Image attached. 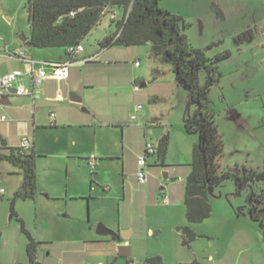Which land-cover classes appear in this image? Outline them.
I'll return each mask as SVG.
<instances>
[{"label": "rangeland", "instance_id": "1", "mask_svg": "<svg viewBox=\"0 0 264 264\" xmlns=\"http://www.w3.org/2000/svg\"><path fill=\"white\" fill-rule=\"evenodd\" d=\"M158 7L182 19L180 32L186 35L193 48L205 52L206 57L213 59L222 53L229 54L217 64L218 80L209 91L214 123L223 145V157L219 160L221 171L237 174L243 173L242 168L262 170L264 38L258 35L257 29L264 27V0H159ZM121 16L122 11L117 9L106 14L81 45L87 51L99 54L120 51L115 57L119 60L133 56V60L123 61L119 66L113 64V67L128 70L138 62L139 71L147 83L141 91L149 93L152 89H159L158 78L160 82L172 85L173 93L162 94L155 103L151 100L149 104L137 98L134 92L123 90L122 103L128 97L127 103L134 104L133 107L137 104L143 106L139 114H147L149 119L155 117L153 126L146 118L144 121L139 118L138 125L147 132L148 141H158L160 134L169 136L164 166L154 169L152 162L155 158L152 157L149 159L151 166L147 168L157 172L148 199L151 205L147 206L144 218L154 235L141 229L125 239L121 232V239L129 242L127 246L130 248V256L125 258L119 255V246L124 244H116L107 235L96 233L99 224L114 231L112 228L116 227L113 225L118 222L122 209L124 211L123 182L130 178L135 165L131 157L134 151L128 144L126 148L130 155L124 167L120 162L106 161L102 167L92 169L86 160V156H92L94 162L93 157L98 156L102 146L111 154H122L121 141H116L121 138V129L137 125L139 120L129 124L121 113L120 118L116 117L113 109L111 116L99 115L95 119L98 125L91 127L92 130L96 128L101 141H91V128L81 129L84 141H77V128L50 127L49 110L44 108L36 114L41 127L34 131L35 136L27 138L33 144L31 148L30 142L27 152L35 156L40 192L33 200H15L13 212L10 200L20 187L22 172L7 162H0V189L5 191L0 197V264H29L27 238L21 232L18 219L36 242V264H156L148 261L156 257L160 258V264H172L176 258H187L189 261L184 263L195 261L197 264H257L264 255V221L249 216L248 188L238 190L232 180L212 186L208 190L211 216L199 224L187 223L181 194L183 182L177 179L183 178L185 183L184 164L191 162L192 146L197 143L198 135L185 132L181 115L192 116L195 106L190 103L185 90L174 82L173 66L151 57L149 45L110 48L114 50L98 46V41L105 35L115 32ZM245 29L254 31V40L236 45L233 37L247 31ZM10 32L16 39L29 35L26 0H0V38ZM199 84H204L202 73ZM116 102L112 101L113 107ZM80 108L79 115L88 117L82 112L86 106ZM104 108L101 106L109 114L108 108ZM80 150L81 155L77 156ZM177 166L180 168L175 172L173 169ZM187 168L190 173V167ZM163 173H168L170 178L164 179ZM91 179L94 191L89 188ZM168 183L174 184V190L169 198L170 204L165 205V191L160 188H165ZM259 187L257 183L251 185L255 192ZM146 188L149 194V188ZM182 226L189 227L198 236L189 247L181 245L177 228Z\"/></svg>", "mask_w": 264, "mask_h": 264}, {"label": "trees", "instance_id": "2", "mask_svg": "<svg viewBox=\"0 0 264 264\" xmlns=\"http://www.w3.org/2000/svg\"><path fill=\"white\" fill-rule=\"evenodd\" d=\"M159 0H26L29 35L25 41L31 48L53 49L81 45L82 40L97 26L101 18L113 10H121L120 21L115 25V32L105 35L98 41L101 49L111 47L150 46V55L173 66L176 83L189 95V101L195 106L192 116L185 119L184 129L187 134L196 133L198 141L192 149L189 164L190 173L185 179L183 204L188 224H199L211 216L209 188L222 181L232 180L238 190L248 188L249 216L253 220L264 221V168L262 170L243 169V173L223 172L219 160L223 157V145L214 123L209 100L210 87L217 79V64L229 57L222 53L213 59L205 52L193 48L185 34L180 32V18L161 10ZM72 13V15H71ZM114 20L111 19V23ZM250 30L233 37L236 45L252 40ZM82 46V45H81ZM65 55L73 58L72 55ZM204 74V84H199L200 74ZM169 136L164 134L153 156L158 166H164L168 150ZM0 162H7L22 172L19 189L10 200L13 212L15 200H33L39 193L36 183L35 156L22 148L8 147L0 142ZM234 169H237L235 167ZM233 169V170H234ZM252 183L260 187L252 190ZM21 232L27 238L26 254L29 264H36V242L18 219ZM183 246H189L198 236L189 227L177 228ZM264 239V227H263ZM120 242V238L112 237ZM160 264V258L148 259ZM179 264H197L195 261Z\"/></svg>", "mask_w": 264, "mask_h": 264}, {"label": "crops", "instance_id": "3", "mask_svg": "<svg viewBox=\"0 0 264 264\" xmlns=\"http://www.w3.org/2000/svg\"><path fill=\"white\" fill-rule=\"evenodd\" d=\"M245 30H250L252 32V39L254 40V31L252 29ZM257 31L258 35L264 38V27L260 26ZM26 37L24 36L23 40L21 38L16 39L14 33L10 32L8 36L0 38V78L9 73L20 72L21 75L18 76L12 83L11 89H16L18 86H23L30 93L29 95L18 96L15 94V92L11 93L10 89L8 92H5L0 96V142L5 141V144L8 147L17 148L19 147V143L23 138H29L30 135L35 136L34 131L41 127V124H39L36 117V114L40 111V109L46 108L49 110L50 127H76L77 141H84L83 130H90L92 125H98L99 122H97L95 119L99 115H102L103 117L111 116L113 109L114 112H116V117L120 118L119 114L121 113V116L124 115L129 124L134 121L138 122L139 118L141 121H144L146 118L145 120H147L150 125L153 126L154 122L156 121L155 117L151 118V115V119H149L147 114H139L140 111H143V106L140 111H136V107H133L134 104L132 105V103H127L128 97H126L127 99L123 101L127 104L124 105V103H122L124 89L126 91L130 90V92H134L137 98L148 102V104L151 103V100L153 103H155V101H157L158 98L162 96V94H168L169 92L173 93L171 90L172 85L160 82L159 78L156 79L158 80L156 81V84H159V89H152L149 91V93L141 91V89L147 86V83L139 71L140 65H136L138 62H134V65L128 70H117L113 67V64L119 66L121 63H123V61H129L132 59L133 56L126 58V60H119L115 57L117 56V52L120 51H105L99 54L94 53L92 50L87 51L84 47L83 51L78 53L71 60L72 64L67 69L66 78L52 79L46 77L42 80L41 84L36 85L32 80L34 73L43 70L46 75H49L52 72L53 63L66 61L68 57L65 55V51L62 48H31L30 46L26 45L28 43L25 41ZM253 40L250 41L252 42ZM262 47H264V40H262ZM139 82L140 84H138ZM174 82L176 83L175 79ZM173 86H175V84ZM70 93H75L81 99L80 102L71 101L69 99ZM113 100L117 101V105L115 107H113ZM82 105H85L87 108L86 110L82 109V112L87 114L88 117L84 118L88 119H84L79 115L81 110L80 107ZM101 106L103 108L105 107L104 109L108 108L107 111H110V113L108 114V112L101 109ZM131 112L132 114H130ZM133 115H137L136 119L134 120L131 119V116ZM1 117H4V120H1ZM185 119L186 116H184V113H182L181 120L185 121ZM138 124H140V120L137 125L130 127L127 126L121 129V138L116 141H121L120 150L122 154H111L101 145L102 147L98 156L93 157V159H95V163L91 161L92 156H86V160L89 162V165H91L92 169H95L96 167L97 169L102 167V164L106 161H117L120 162L124 167L126 160L130 155L129 149L131 148L132 151H134L136 158H134V155H131V157L135 165L130 172V178L123 182L124 211L122 209L118 222L113 225L116 228H112L118 235L123 232L127 236L125 239L133 236L141 229H145L147 234L152 236L154 235L153 229L147 228V222L144 220L147 206L151 205L148 202V199L150 197V189L153 183V178L157 174V172H151L147 169L151 166L149 159L154 155L147 158V167H145L147 179L144 183H139L137 181V158L143 154L144 147L147 143H150L156 147L160 138L164 134H160L158 141L156 142L148 141L146 137L147 132L140 128ZM81 129L83 130L81 131ZM79 133H81L80 136ZM87 136L88 135L85 137L86 141H88ZM99 137V133H96V128H93L91 141H101L99 140ZM126 144H128L129 149L126 148ZM118 145L119 144H117L116 147ZM32 146L33 144L31 142V148ZM26 151H29V149ZM94 151L96 152V149H94ZM81 152L82 150L78 151L77 156L81 155L79 154ZM134 159H136V161ZM152 164V167L157 169L158 165H156L155 161H153ZM189 164H184L186 167L184 170V179H186V177L189 175V170L187 168ZM178 168H180V166H177L173 170L178 172ZM220 169L222 168L220 167ZM165 175L166 179L170 178L168 173H165ZM177 180H180L184 183L183 178H178ZM92 183L93 181L91 179L89 182V188L91 190L94 188ZM183 183L181 187L182 197L184 191ZM146 187L149 188V194L146 193ZM111 189L112 188L108 190L111 191ZM160 190L165 191V196L168 198V203L165 205H169V198L173 194L172 192L174 190V184L168 183L165 188L161 187ZM89 201L90 198L86 200L87 203H89ZM127 203L129 204L128 206H126ZM107 236L112 242H115L116 244L127 245L129 243L121 239V237H119L120 242H116L112 240L111 236ZM262 240L264 241L263 238ZM191 244L189 246H191ZM181 245L183 246L182 240ZM261 257V260L259 259L257 264H264V255ZM208 259L211 262L214 261L212 256H209ZM186 261L189 260H187V258H176V260H173L172 264L184 263ZM101 263L102 262H99V264Z\"/></svg>", "mask_w": 264, "mask_h": 264}, {"label": "built area", "instance_id": "4", "mask_svg": "<svg viewBox=\"0 0 264 264\" xmlns=\"http://www.w3.org/2000/svg\"><path fill=\"white\" fill-rule=\"evenodd\" d=\"M65 51L67 54H70L73 57H75L78 53H81L83 51V47L81 45H78L77 47H69ZM72 59L73 58H68L66 61L53 63L52 72L49 75H46V73L43 70H40L37 73H34L33 79H32L33 83L36 85H39L41 84L42 80L46 77H49L52 79L66 78L67 69L72 64L71 63ZM20 75H21L20 72H13V73L6 74L0 78V96L4 94L5 92H8L12 88V83ZM15 94L18 96H23V95H29L30 93L23 86H18L15 89ZM141 109H142L141 105L136 106V111H140ZM131 119L132 120L136 119V116L135 115L131 116ZM1 120H4V117H1ZM29 147H30L29 140L27 138H23L19 143V148H22L23 150L26 151L29 149ZM155 153H156V147L150 143H147L144 147L143 154L137 158L138 171L136 173V177L139 183H144L146 181L147 178H146V173H145V167H147V158L155 155ZM4 193L5 191L3 189H0V197ZM163 203L164 204L168 203L167 197L164 199Z\"/></svg>", "mask_w": 264, "mask_h": 264}, {"label": "water", "instance_id": "5", "mask_svg": "<svg viewBox=\"0 0 264 264\" xmlns=\"http://www.w3.org/2000/svg\"><path fill=\"white\" fill-rule=\"evenodd\" d=\"M22 40L24 39V36L20 37ZM27 46H30L29 43L26 44ZM145 86V85H144ZM11 93L15 92V89H11ZM69 99L73 102H80V98L75 93H70ZM164 178L166 179V175L164 173ZM96 233L99 235H109L111 237H117L119 238L120 235H118L116 232L106 228L104 225L99 224L96 229ZM121 236L123 238H127V236L124 233H121ZM119 255L125 258H128L130 256V248L127 245H120L119 246Z\"/></svg>", "mask_w": 264, "mask_h": 264}]
</instances>
